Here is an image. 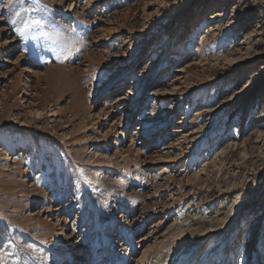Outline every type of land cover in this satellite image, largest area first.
Masks as SVG:
<instances>
[{"label":"rangeland","instance_id":"rangeland-1","mask_svg":"<svg viewBox=\"0 0 264 264\" xmlns=\"http://www.w3.org/2000/svg\"><path fill=\"white\" fill-rule=\"evenodd\" d=\"M263 101L264 0H0V264H264Z\"/></svg>","mask_w":264,"mask_h":264},{"label":"bare ground","instance_id":"bare-ground-1","mask_svg":"<svg viewBox=\"0 0 264 264\" xmlns=\"http://www.w3.org/2000/svg\"><path fill=\"white\" fill-rule=\"evenodd\" d=\"M160 8H164V7H160ZM158 11V10H157ZM175 13V9H172V15ZM172 15L171 16H168L167 17V20L168 21H170V19L172 18ZM163 18V16L161 15V13H159L158 14V20H161ZM223 18H225V15L222 13V10L221 11H219V10H215L214 12H212V13H210L209 15H207V17L206 18H201L197 23V25H195L194 27H193V29H192V31L194 32V33H192L193 34V36H198V34L201 32V30L202 29H205V27L204 26H202V25H204V24H206L207 25V28H206V31L200 36L201 37V40H200V47L202 48V51H203V49H205L206 48V46H209V45H211V44H209V42L210 41H212V43L214 42V43H217L218 42V38H217V36H218V32L221 30V26L219 25V23L221 22V21H224L223 20ZM203 21V22H202ZM203 23V24H202ZM221 24V23H220ZM232 26H227L226 27V29L228 30H230V28H231ZM197 32V33H196ZM221 32V31H220ZM255 32H256V30H253L252 32H249V34L247 35V37H246V39H247V45L244 47V48H242L241 50V53H240V57H238V58H229V59H227L226 60V57H225V61L227 62V63H236V62H238L239 60H242V59H244L245 57H248L252 52H253V48H252V46H250V44H252L251 43V40H252V38L255 36ZM217 35V36H216ZM177 38H179V34H177L170 42H168V43H166L164 46H159V49L158 50H156L155 52H154V58L151 60V63H150V66L149 67H152V71L149 73V77H148V80L146 81L147 83H145V84H142V86H141V89L144 87V86H146V84H148V82L149 81H152V79L154 78V76H156V75H158L159 73H166V72H169L171 69H170V63H168L169 62V60H170V57H171V55H172V53H173V50L176 48V45H177V43L178 42H176V39ZM220 40V39H219ZM213 45H215V44H213ZM178 47H180V46H178ZM237 53V52H236ZM204 57V56H203ZM221 57V56H220ZM228 58V57H227ZM219 60V59H218ZM8 62L9 63H11L10 62V60L8 59ZM191 65L192 64H185L184 66H185V68L184 67H180V68H178L177 70H175L172 74H170V77H169V79H173L174 80V83L175 82H179V84H181V85H184V84H186L187 83V81H186V79H187V77H186V74H187V72H188V70H189V68L191 67ZM176 73H178L177 74V76H174V75H176ZM163 74V75H164ZM167 74V73H166ZM163 75H162V77H163ZM38 76V74L36 75V77ZM160 77V76H159ZM159 80V79H158ZM120 81H122V79L120 80ZM180 81H181V83H180ZM165 81H164V79L159 83V84H157V85H155L154 87H158V85H160V84H162V83H164ZM114 83H115V81H112V84H111V86L109 87V89L108 90H110L111 91V89L112 88H114L115 87V85H117L118 84V82L114 85ZM123 84H119V86H122ZM188 85V84H187ZM191 85H192V83H191ZM151 86V85H150ZM171 86L173 87V89H176V86L174 85V84H171ZM189 86V85H188ZM152 89H154V88H152ZM217 92H220L219 90L217 91ZM142 96V91L141 90H136V88H134L133 90L132 89H128L127 91H126V94H125V96H120L119 97V99H118V101H117V103H130V104H132L133 106H132V110H133V112H136V111H139V110H141L142 109V107H146V106H148V104L147 103H141L140 101L143 99V101H144V98L145 97H141ZM141 99V100H140ZM243 101V100H242ZM229 102H232V100L230 101L229 100ZM261 102V101H260ZM264 102V101H263ZM139 105H140V108L138 109V107H139ZM130 109V110H131ZM262 109V104H261V106H260V110ZM40 111V110H39ZM38 111V115L40 114V112ZM262 111V110H261ZM41 115V114H40ZM251 123V125L255 128L257 125H259V126H264V109H263V112H262V114L261 115H256L254 118H253V120L250 122ZM140 135H141V133H140ZM235 136H236V138H234L235 139V143H233V142H229L228 143V147L223 151V152H218V154H217V157L219 156V155H222V153H224V152H226L227 150H229L231 147H233V145H234V147H237V148H239L240 146L241 147H244L245 145H246V143H247V141H248V139H246L245 137H246V135H243V134H241V136H239V134L237 135V134H235ZM238 137H240V139H238ZM143 138V137H142ZM263 139L264 138V131L263 132H260V134H259V136H258V139ZM142 140H145L144 138L142 139ZM148 140V139H147ZM241 142H240V141ZM192 149V148H191ZM233 150V149H232ZM215 159V158H214ZM212 163H214L213 161H212ZM208 164H206L205 165V167L207 166ZM204 170V169H203ZM202 170V171H203ZM207 170V169H206ZM98 174V173H97ZM197 179H199L198 178V176H197ZM214 229V228H213ZM208 232H209V230H207V231H205L204 233H203V235H202V238L204 237H207V234H208ZM223 232V231H222ZM198 243V242H197ZM216 243H219V240H217L216 241ZM250 243H251V238L250 237H246L245 238V249L242 251V254H244L248 249H249V247H250ZM197 248V247H196ZM91 251H94L93 252V254L90 256V258H91V264H96V259L98 260V258L99 257H97L96 256V251H95V249L93 250H91ZM145 255V254H144ZM89 258V259H90ZM145 258H146V256H143V258L141 259V261H139V264H143L144 263V261H145ZM82 259V258H81ZM80 261V260H79ZM69 264H75L74 263V260H69ZM78 264H82V262H78ZM222 264V263H221Z\"/></svg>","mask_w":264,"mask_h":264},{"label":"snow or ice","instance_id":"snow-or-ice-1","mask_svg":"<svg viewBox=\"0 0 264 264\" xmlns=\"http://www.w3.org/2000/svg\"><path fill=\"white\" fill-rule=\"evenodd\" d=\"M9 3H11V0H9ZM16 34H17L18 36H19V35H22L21 32H17Z\"/></svg>","mask_w":264,"mask_h":264}]
</instances>
